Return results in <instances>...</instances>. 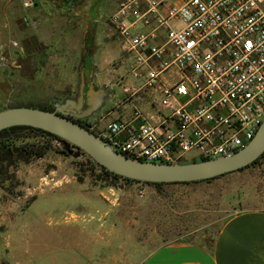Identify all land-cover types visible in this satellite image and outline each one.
<instances>
[{"label": "rangeland", "instance_id": "374dc122", "mask_svg": "<svg viewBox=\"0 0 264 264\" xmlns=\"http://www.w3.org/2000/svg\"><path fill=\"white\" fill-rule=\"evenodd\" d=\"M35 1L0 0V110L21 105L52 109V97L33 93L35 68L48 66L51 57L52 66L72 71V64L56 62L67 56L78 63L82 57L83 20L45 17L44 0L36 1L39 6ZM61 1L68 11L94 2ZM111 13L107 21L112 26ZM36 42L37 57V50L29 52ZM88 157L53 139L42 157L16 162L0 173L2 256L27 264L41 247L60 244L78 248L95 264H136L164 241L211 245L232 214L264 208V159L210 180L154 185L100 179L99 167Z\"/></svg>", "mask_w": 264, "mask_h": 264}, {"label": "built area", "instance_id": "2783aa9c", "mask_svg": "<svg viewBox=\"0 0 264 264\" xmlns=\"http://www.w3.org/2000/svg\"><path fill=\"white\" fill-rule=\"evenodd\" d=\"M109 21L141 80L129 96L142 92L150 110L134 104L96 135L103 143L175 163L250 142L264 120V0H117Z\"/></svg>", "mask_w": 264, "mask_h": 264}, {"label": "crops", "instance_id": "0c3cea01", "mask_svg": "<svg viewBox=\"0 0 264 264\" xmlns=\"http://www.w3.org/2000/svg\"><path fill=\"white\" fill-rule=\"evenodd\" d=\"M36 1L35 6H39ZM107 4L113 7L108 8ZM44 5L49 8L43 9L45 17L56 14L66 15L73 22L83 20V49L78 63L67 56L56 62L57 65L72 64L69 66L72 71L52 66L51 57L48 66L35 68L34 95L52 97V109L82 123L95 135L111 121L132 118L134 104L149 111L142 92H139L142 99L129 96L140 86L141 80L132 76L133 60L124 51L113 25L107 21L109 11L116 9L117 0H94L88 7H77L72 11L66 10L61 0H44ZM36 43V49L29 52L39 50L40 42ZM20 50L25 52L23 48ZM38 50L35 57L41 54ZM44 54L42 56H46ZM115 60L118 62L114 64ZM58 78L63 79L59 82ZM54 96L57 98L53 99ZM126 96L130 100H126ZM139 124L140 119L132 121L135 127ZM2 251L0 242V264H19L2 256ZM33 255L27 264H95L86 253L67 245L51 244L41 247ZM136 264H264V208H248L232 214L216 232L211 245L164 241L144 254Z\"/></svg>", "mask_w": 264, "mask_h": 264}, {"label": "water", "instance_id": "95a60500", "mask_svg": "<svg viewBox=\"0 0 264 264\" xmlns=\"http://www.w3.org/2000/svg\"><path fill=\"white\" fill-rule=\"evenodd\" d=\"M19 125L52 133L66 145L86 153L105 169L141 182L177 183L215 178L247 167L264 152V120L250 142L232 154L175 163L131 158L103 143L86 126L60 113L58 109L21 105L0 110V131Z\"/></svg>", "mask_w": 264, "mask_h": 264}, {"label": "trees", "instance_id": "16d2710c", "mask_svg": "<svg viewBox=\"0 0 264 264\" xmlns=\"http://www.w3.org/2000/svg\"><path fill=\"white\" fill-rule=\"evenodd\" d=\"M69 1L72 0H64V2H69ZM39 108L52 110L51 108L45 106H39ZM23 131L26 132V134L19 133ZM17 139L18 140L20 139L19 143H16ZM53 139H60V138H58L52 133L30 126L19 125L1 130L0 131V173H3L4 172L3 170H5L7 167L11 165L16 164V162H20V161L30 162L33 159L42 157L49 149H51V140ZM263 159H264V152L253 163H251L248 166H251ZM88 160L91 161L89 157ZM95 164L100 169V173L97 174L100 179H104V180L123 179L126 181L141 182L126 177H122L105 169L98 163ZM90 168H93V166H90ZM210 179H206V180H210ZM146 183L154 184V185L170 184V183H154V182H146ZM177 183H188V182H177Z\"/></svg>", "mask_w": 264, "mask_h": 264}, {"label": "flooded vegetation", "instance_id": "af4514ba", "mask_svg": "<svg viewBox=\"0 0 264 264\" xmlns=\"http://www.w3.org/2000/svg\"><path fill=\"white\" fill-rule=\"evenodd\" d=\"M85 126V125H84Z\"/></svg>", "mask_w": 264, "mask_h": 264}]
</instances>
